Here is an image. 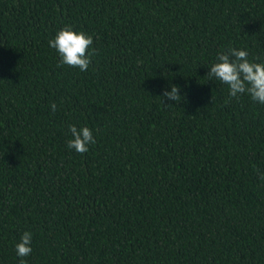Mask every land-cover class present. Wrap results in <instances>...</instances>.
Listing matches in <instances>:
<instances>
[{
  "label": "trees",
  "instance_id": "obj_1",
  "mask_svg": "<svg viewBox=\"0 0 264 264\" xmlns=\"http://www.w3.org/2000/svg\"><path fill=\"white\" fill-rule=\"evenodd\" d=\"M229 48L264 62V0H0V264L26 231L27 264H264V104L206 76Z\"/></svg>",
  "mask_w": 264,
  "mask_h": 264
},
{
  "label": "clouds",
  "instance_id": "obj_2",
  "mask_svg": "<svg viewBox=\"0 0 264 264\" xmlns=\"http://www.w3.org/2000/svg\"><path fill=\"white\" fill-rule=\"evenodd\" d=\"M92 45L91 35L83 31L76 32L71 26L60 29L55 37L49 40V46L57 51L61 65L76 67L82 72L88 69L91 57L95 55ZM248 55L246 50L237 48L222 51L217 54L216 62L210 66L206 76L209 80H219L227 85L230 98H238L246 93L253 101L264 104V62L250 61ZM179 92L180 87L172 85L171 91H165L163 98L180 102L183 97L179 95ZM170 106L172 105L165 107ZM51 108L53 112L56 111L54 103ZM68 130L72 138L67 141V147L74 149L77 153H86L89 150L88 146L95 143L93 132L87 126L78 129L76 125H69ZM260 179L264 180V174L260 175ZM31 243L32 233L26 231L15 244L16 254L21 258L19 264H27L23 258L31 254Z\"/></svg>",
  "mask_w": 264,
  "mask_h": 264
}]
</instances>
